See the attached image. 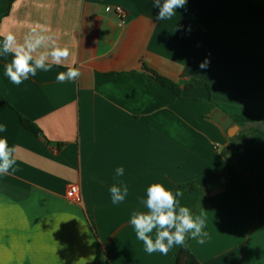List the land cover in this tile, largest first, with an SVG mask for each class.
<instances>
[{
  "label": "crops",
  "instance_id": "1",
  "mask_svg": "<svg viewBox=\"0 0 264 264\" xmlns=\"http://www.w3.org/2000/svg\"><path fill=\"white\" fill-rule=\"evenodd\" d=\"M158 13L153 0H0V34L47 28L81 73L59 83L67 68L53 65L15 85L12 55H0V138L17 148V170L0 175V264H171L181 246L148 254L130 224L152 183L205 212L206 243L188 245L198 264H264V134L241 151V129L213 121L217 110L264 116V15L235 2L197 28L193 0L170 20ZM121 183L128 195L113 204Z\"/></svg>",
  "mask_w": 264,
  "mask_h": 264
},
{
  "label": "clouds",
  "instance_id": "2",
  "mask_svg": "<svg viewBox=\"0 0 264 264\" xmlns=\"http://www.w3.org/2000/svg\"><path fill=\"white\" fill-rule=\"evenodd\" d=\"M187 0H153V6L159 7L158 21L170 20L176 10L186 5ZM0 39V55H12L5 65V75L15 85L22 84L29 76L35 77L37 70L49 71L53 65H64L56 79L59 83L74 82L80 76V70L65 64L70 56L67 46L61 47L54 32L44 27L32 28L21 40L9 31ZM210 61L205 59L200 68H207ZM6 125H0V132H6ZM16 146H9L6 138H0V175L14 174L16 165ZM124 174L123 167L116 169V176ZM113 204L121 203L128 195L126 184L113 185L109 189ZM180 190L173 191L162 183H152L146 189V199L142 201L146 211H135L130 224L136 237L143 242L148 254L159 252L167 254L175 246H184L188 239L203 245L209 237L206 229L204 211L194 214L189 207L182 206L178 197Z\"/></svg>",
  "mask_w": 264,
  "mask_h": 264
},
{
  "label": "trees",
  "instance_id": "3",
  "mask_svg": "<svg viewBox=\"0 0 264 264\" xmlns=\"http://www.w3.org/2000/svg\"><path fill=\"white\" fill-rule=\"evenodd\" d=\"M10 1L14 2L15 0ZM193 2L197 12L195 23L197 28H204L209 25L226 7L235 2H243L249 5L255 12L264 15V10L255 8L250 0H193ZM146 70L159 84L171 90L177 98H181L182 90L178 84L166 79L149 68H146ZM231 119L233 123L241 129L240 135L233 137L237 145H241V151L244 150L248 144L252 143L254 137L264 134V116L244 112L242 114L232 115ZM20 121L23 127L31 130L35 134H40V130L33 122L27 120L23 116H21ZM191 211L194 212V209ZM189 242L190 239L187 240L184 246L180 247L171 264H198V260L188 247ZM107 264H111V262Z\"/></svg>",
  "mask_w": 264,
  "mask_h": 264
},
{
  "label": "built area",
  "instance_id": "4",
  "mask_svg": "<svg viewBox=\"0 0 264 264\" xmlns=\"http://www.w3.org/2000/svg\"><path fill=\"white\" fill-rule=\"evenodd\" d=\"M117 15L119 16V18L121 19V26H124L125 24V17H126V12L125 10L118 6L115 9ZM54 148H51V152H54ZM80 194V187L78 185H74V184H66L65 185V196L69 199H73L76 198L77 196H79Z\"/></svg>",
  "mask_w": 264,
  "mask_h": 264
},
{
  "label": "water",
  "instance_id": "5",
  "mask_svg": "<svg viewBox=\"0 0 264 264\" xmlns=\"http://www.w3.org/2000/svg\"><path fill=\"white\" fill-rule=\"evenodd\" d=\"M213 121L218 123L222 129L230 130L232 135L240 129L239 126L233 125V120L229 116L224 115L223 112H221L220 110H217L214 113Z\"/></svg>",
  "mask_w": 264,
  "mask_h": 264
},
{
  "label": "rangeland",
  "instance_id": "6",
  "mask_svg": "<svg viewBox=\"0 0 264 264\" xmlns=\"http://www.w3.org/2000/svg\"><path fill=\"white\" fill-rule=\"evenodd\" d=\"M236 136H239V134H237Z\"/></svg>",
  "mask_w": 264,
  "mask_h": 264
}]
</instances>
